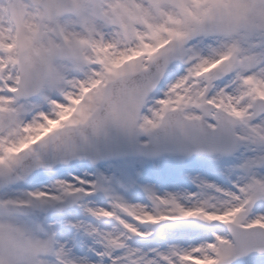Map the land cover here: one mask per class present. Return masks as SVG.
<instances>
[{
  "label": "snow or ice",
  "instance_id": "1",
  "mask_svg": "<svg viewBox=\"0 0 264 264\" xmlns=\"http://www.w3.org/2000/svg\"><path fill=\"white\" fill-rule=\"evenodd\" d=\"M0 264H264V0H0Z\"/></svg>",
  "mask_w": 264,
  "mask_h": 264
}]
</instances>
